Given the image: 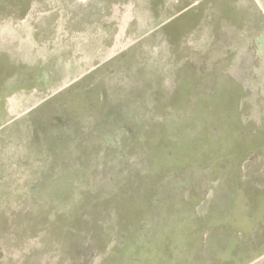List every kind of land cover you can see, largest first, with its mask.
Masks as SVG:
<instances>
[{
    "label": "rangeland",
    "instance_id": "374dc122",
    "mask_svg": "<svg viewBox=\"0 0 264 264\" xmlns=\"http://www.w3.org/2000/svg\"><path fill=\"white\" fill-rule=\"evenodd\" d=\"M1 48L0 264H264V0H0Z\"/></svg>",
    "mask_w": 264,
    "mask_h": 264
},
{
    "label": "crops",
    "instance_id": "0c3cea01",
    "mask_svg": "<svg viewBox=\"0 0 264 264\" xmlns=\"http://www.w3.org/2000/svg\"><path fill=\"white\" fill-rule=\"evenodd\" d=\"M0 54L1 56H8L7 52L5 53L4 48L0 49ZM2 63L10 69V62L9 59L1 60ZM5 61V62H4ZM9 72L6 73L1 65H0V97L1 99H7L9 97V92L5 93L4 92V86L8 87L9 85ZM18 89L15 88V90ZM21 90V89H20ZM5 93V94H4ZM245 224L249 223V219L251 218L250 214H243L242 216ZM204 220H206V217H204ZM207 225V224H206ZM226 233L228 234V240L227 242H231V244L226 245L225 249L223 251L217 252L215 251V248L212 251H209L208 253L210 254V258L213 260H216L219 262V260H222L223 262H234V259L236 260L237 264H249L250 261V251H249V244L250 240L248 239L249 236L246 235H238L240 232L246 233L248 230L244 227H241V229H238L236 231H233L232 229H228L226 226H222ZM218 229V228H217ZM246 229V230H245ZM241 239V240H240ZM245 243V245H243ZM236 251V252H235ZM236 254V257H235Z\"/></svg>",
    "mask_w": 264,
    "mask_h": 264
}]
</instances>
